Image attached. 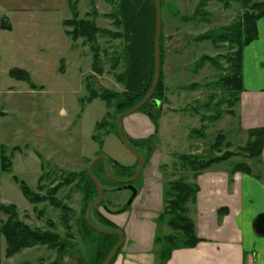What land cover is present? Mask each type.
Instances as JSON below:
<instances>
[{
  "label": "rangeland",
  "instance_id": "rangeland-1",
  "mask_svg": "<svg viewBox=\"0 0 264 264\" xmlns=\"http://www.w3.org/2000/svg\"><path fill=\"white\" fill-rule=\"evenodd\" d=\"M74 1L78 4L79 17L85 18L91 12L89 2ZM158 1L161 4L164 51L162 71L167 87L165 98H162V103L165 102L163 109L173 107L177 113L167 111L159 119V142L155 143L157 151L153 153L143 176L134 183V187L140 190L144 187V179L158 171L163 183L181 179L193 185L197 183L181 156H198L208 160L226 152L237 154L225 163L214 165L212 169L216 171H230L237 164H248L250 161L243 151L249 130L243 131L241 127L240 103L230 109L232 114H228L229 107L224 102L229 95L216 85L220 76L228 73L227 70L218 71L208 61L200 68L196 66L203 56H208L227 69V57L234 51L230 45L222 43L215 48L209 41H201L200 36L230 26L248 9L236 3L225 9L221 4L211 2L204 9L209 16L205 20H193L199 0ZM71 3L72 0H0V146L12 162L11 172L0 175L5 199L16 202L20 220L30 228L60 235L65 233L61 211L49 203L31 204L13 177L16 176L31 190L45 196L48 190L62 184L69 173H88L90 164L98 156L103 155L108 162L116 160L127 166L132 165L131 161L136 162L135 156L124 148L118 138V116L114 108H108L106 102L100 99L88 101L86 86L89 82L96 92L135 91L146 65L150 23L153 39L154 28L156 32L152 0H116L114 6L106 0H96L99 16L95 24L115 37L99 38L103 74L95 75L90 46L83 39L75 41L67 34L65 22L73 16ZM21 8L24 10L16 11ZM110 14H113L112 18ZM118 19L121 20L119 27ZM3 22L8 29L2 28ZM258 28L259 31L264 30V17L259 20ZM259 53L264 58V51ZM114 62L117 63L116 68L112 66ZM244 69L243 76H249L255 82V76L260 77L262 82L253 83V86L264 84V59L260 60L255 70L250 60L246 59ZM12 70H24L31 81L11 76ZM216 104L222 105L216 107ZM222 111L225 112L222 118L214 119ZM99 122H104L100 131L97 130ZM136 127L138 131L142 130L139 125ZM151 127L153 133L156 128L152 121ZM204 127L206 129H202ZM38 130H42L43 135L33 134ZM193 130L203 132L205 137L192 135ZM220 133L226 136V144L220 151H215L211 147ZM95 135L97 139H93ZM92 172L105 192L106 205L113 210L123 208L131 198V191H113L114 184L106 177L101 163ZM42 174L48 176L39 183ZM79 181L77 179L63 186L57 194V198L73 212L69 215L70 225L76 236L78 221L85 217L84 195L78 189ZM38 185L43 188L42 191ZM143 194L136 202L134 212L130 208L119 214L124 224L141 220V214L145 212L158 214L160 206L148 208L147 192ZM195 206H188L190 212H194ZM97 208L102 215L106 213L103 206ZM50 224L55 228H51ZM162 231L171 232L166 227ZM91 238L98 236L95 234ZM93 252L94 246L86 244L80 252L71 250L61 264H86ZM57 257L55 251L36 247L17 254L11 262L52 264Z\"/></svg>",
  "mask_w": 264,
  "mask_h": 264
},
{
  "label": "trees",
  "instance_id": "trees-1",
  "mask_svg": "<svg viewBox=\"0 0 264 264\" xmlns=\"http://www.w3.org/2000/svg\"><path fill=\"white\" fill-rule=\"evenodd\" d=\"M90 4L91 12L86 14L85 18H80L77 10V5L72 0L73 16L71 19L65 22L68 27L67 34L73 40L77 41L83 39L86 44L90 46L92 54V71L95 75H102V49L99 45V38H105L106 36L115 37L113 33L108 30L101 29L95 24V19L99 16L97 11L96 0H86ZM108 3L114 6L116 0H106ZM211 2L221 4L225 9H229L233 3L241 4L245 9H248L238 20L228 27H223L218 30H212L200 36L201 41H209L215 48H219L222 43H228L230 49L234 50L232 54L227 57L228 67L223 69L222 66L214 59L208 56H203L197 64V67H201L203 63L208 61L211 65L218 69V71L227 70L226 75H221L219 82L216 84L218 87L226 90L229 95V99L224 102L228 105V114H232L230 109L234 108L240 103L241 94L244 92L243 86V53L245 47L251 44L258 38V21L264 17V5L259 0H199V3L193 13V20H202L209 16V13L204 9L208 7ZM160 3V2H159ZM161 7V4H159ZM155 8V7H154ZM156 13V12H155ZM113 14L109 17L112 18ZM156 17V16H155ZM156 20V18H155ZM121 25V20H117V26ZM2 28H9L4 22L1 24ZM162 27V26H161ZM155 35V28H154ZM154 45V39H153ZM160 56H161V75L157 89L152 99L140 109L138 113L147 115L152 123L155 125L156 134L147 139H133L124 130V135L129 145L139 153L145 160L144 169L150 162L153 153L156 151V142L158 141V130H159V119L163 114L162 98H165L167 87L164 82V74L162 67L164 66V51L162 46V38L159 41ZM154 49V46H153ZM113 68H116L117 63H113ZM11 76L15 78L30 82V76L24 70H12ZM155 77V53L153 57V68L151 80L147 88L141 92H124L118 93L110 90H103L102 92L94 91L90 83L88 82L86 89L88 90V101L100 99L106 102L108 108H114L117 116L126 113L137 105H139L148 95ZM155 101L159 103L155 105ZM222 104H216V107H220ZM225 112H218L214 119H221ZM1 115V113H0ZM104 122L97 124V130H102ZM117 124V119H116ZM124 129V127H123ZM206 129V127L202 128ZM118 133V124H117ZM200 134V135H199ZM192 135H198L204 138L205 135L199 130H193ZM118 138L120 139L119 133ZM97 139V135L93 137ZM226 136L222 133L216 138L211 149L220 151V149L226 144ZM159 142V141H158ZM103 140L100 141L102 145ZM125 148V147H124ZM126 149V148H125ZM264 149V128L249 130L248 142L243 149L246 154V158L253 161H261ZM236 153L226 152L219 157L211 158L208 160L198 156L191 157H180L184 161L186 167L193 172L194 180L202 175L207 170L211 169L214 165H219L229 161L232 157L236 156ZM136 162L132 165H123L116 160H109V168L111 173L118 179L127 180L134 177L139 168L140 162L135 157ZM102 170L106 174L103 162L100 161ZM97 163L93 169L98 166ZM0 166L2 173H10L12 169V162L6 155L4 148L0 146ZM137 168V169H136ZM95 172V170H94ZM237 172H243L250 174L251 168L248 164L242 163L237 164L230 172L234 175ZM48 175L42 174L39 183ZM109 181L114 184L113 191H119L127 189L124 185L115 183L106 174ZM80 180L78 189L83 193V207H84V218L78 221L79 229L78 235L72 233V226L70 225V214H73L72 210L63 203L62 200L57 198L59 190L63 186H67ZM140 179V178H139ZM138 179V180H139ZM13 180L20 186L23 196L34 206L49 203L52 207L61 211V223L64 226L65 233L60 235L56 232H50L41 229H32L26 225L19 218V212L15 205H2L0 204V212L6 216V220L2 223L1 234L6 242L7 258H12L17 254L22 253L25 250L45 247L48 250L55 251L58 255L57 260L52 264H61V261L69 256V252L75 250L80 252L84 245L92 244L94 246V252L91 259L86 264H104L107 260L110 252L119 242V237L116 235H106L94 230L87 221V210L93 203L99 199L98 190L89 173L79 174L76 172L69 173L68 177L63 180L62 184L47 191L45 196L40 193L31 190L23 181H20L16 176ZM134 185V183H133ZM39 186V185H38ZM163 209L156 218V235L154 239L153 253L156 258V264H166L172 256L173 251L183 248H195L201 242L202 239L198 237L197 226L193 219L190 218L189 205H196L198 194L200 193V187L194 183L190 184L184 180H172L165 181L163 183ZM40 191L42 187L39 186ZM140 192V188H137ZM105 193V192H104ZM95 198H91L94 197ZM106 212L110 214H121L130 210L131 206L123 207L120 209L113 210L105 202L101 204ZM92 222L99 228L109 231L122 232L125 238L124 231L118 227L115 223L110 221L104 215L99 213L98 208H95L91 212ZM51 228H55L53 224H50ZM169 228L170 233H164L162 229ZM98 238H91L94 235ZM124 245L121 246L116 252L113 260L110 264H114L118 255L121 253ZM20 264H29L28 262H22Z\"/></svg>",
  "mask_w": 264,
  "mask_h": 264
},
{
  "label": "crops",
  "instance_id": "crops-1",
  "mask_svg": "<svg viewBox=\"0 0 264 264\" xmlns=\"http://www.w3.org/2000/svg\"><path fill=\"white\" fill-rule=\"evenodd\" d=\"M260 2L264 5V0ZM18 10L24 9L16 11L19 12ZM152 37L150 23L146 65L139 76L137 89L128 92L145 90L151 80L154 57ZM246 48L243 53V70L245 71L246 59L250 60V65L254 66L255 70L257 65H260V60L264 59L259 53L264 51L263 29L259 31L258 28V38ZM255 78L256 82H262L258 75ZM256 82L249 76H243L244 92L240 99L243 131L264 128V84L253 86ZM167 111L177 113L175 108L168 107L167 110L163 109L162 116H165ZM137 125L142 128L141 131L137 130ZM123 126L127 135L133 139H147L156 134V129L152 133L149 118L140 113L125 119ZM134 163L135 161H131V164ZM248 164L252 169L250 174L237 172L231 175V170L216 171L211 168L198 177L196 184L200 187V193L194 212L189 215L197 226L198 237L202 242L195 248L173 251L166 264H264V234L259 233L255 227L257 217L264 214V149L261 161L252 163L250 160ZM1 173L0 166V175ZM2 184L0 176V204L15 205L19 212L15 201L5 199ZM163 191L161 173H151L144 179V187L134 200L131 212L135 211L136 202L143 197V192H147L146 206H160L158 214L142 213V219L130 225L124 224L119 214H103L125 234V245L114 264H156L153 249L157 230L156 218L163 209ZM6 219L0 212V264H13V257L7 258L5 255L6 242L1 234L2 223Z\"/></svg>",
  "mask_w": 264,
  "mask_h": 264
},
{
  "label": "water",
  "instance_id": "water-1",
  "mask_svg": "<svg viewBox=\"0 0 264 264\" xmlns=\"http://www.w3.org/2000/svg\"><path fill=\"white\" fill-rule=\"evenodd\" d=\"M154 7H155V12H156V32H155V37H154V52H155V77H154V82L153 85L148 93V95L146 96V98L139 104L137 105L135 108H133L132 110L123 113L121 115L118 116L117 118V124H118V133L121 139L122 144L124 145V147L128 150L129 153H131L133 156H135L139 162V168L137 170V173L134 177L127 179V180H121L116 178L110 171L109 168V164H108V160L105 156L101 155L98 156L89 166L88 169V173L89 176L92 178V180L94 181L96 188L98 190V194H99V199L97 202L93 203L92 205H90V207L87 210V221L89 223V225L96 230L99 233L102 234H106V235H116L119 237V242L116 244V246L112 249V251L110 252L107 260L105 261L104 264H110L111 261L113 260L116 252L118 251V249L124 244V236L122 232L119 231H109V230H103L99 227H97L91 219V212L93 209L101 206V204L104 201V192L102 190V187L99 183V181L97 180V178L93 175V168L94 166L102 161L104 164V169L105 172L107 174V176L114 181L115 183L118 184H122L124 185L127 189H129L132 193L131 198L129 199L128 203L124 206H130L133 201L135 200V198H137L138 196V190L137 188H135L133 186V183L135 181H137L139 179V177L141 176L142 172H143V168L145 165V160L144 158L137 153L127 142L125 135H124V131H123V120L131 115H134L136 113H138L140 111V109L142 107H144L153 97L157 86L159 84L160 81V75H161V56H160V48H159V41H160V37H161V32H162V27H161V10H160V5H159V1L158 0H152ZM156 106L159 105V103L157 101L154 102ZM33 134L35 136H41L43 135V131L42 130H38V131H34ZM255 227L257 228V231L261 234H264V214H260L256 221H255Z\"/></svg>",
  "mask_w": 264,
  "mask_h": 264
}]
</instances>
